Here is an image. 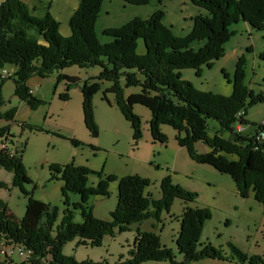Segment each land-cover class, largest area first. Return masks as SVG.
Instances as JSON below:
<instances>
[{
    "label": "trees",
    "instance_id": "16d2710c",
    "mask_svg": "<svg viewBox=\"0 0 264 264\" xmlns=\"http://www.w3.org/2000/svg\"><path fill=\"white\" fill-rule=\"evenodd\" d=\"M103 1L79 0L69 21L71 31L67 37L59 33V24L49 11V1L33 0L30 5L20 0L0 3V69L6 65L14 67L13 75L0 77V120L6 123L0 125V170L11 174L10 186L27 199L21 218L15 217L0 201V241L22 244L31 251L19 264H44L46 258L47 264H108L106 260L76 262L73 257L63 255V246L78 239L79 245L96 248L101 246L103 238H114L129 231L132 225L149 219L160 223V215L168 212L173 200L192 202L196 193L174 184L167 175L159 185L161 198L153 199L145 193L149 181L136 174L105 177L101 171L92 172L72 163L51 165L49 181L61 184L63 211L57 223L59 209L33 199L25 187L30 179L22 164L24 145L15 148L14 136L10 133L16 109L1 112L4 105L1 90L7 80L14 84L13 95L35 110L47 102L32 95L27 85L31 77L42 79L72 66L98 68L96 77L82 83L77 77L57 76L58 81L65 83L66 90L72 86L80 88L84 125L92 138L98 136L92 117L93 98L98 92L109 106L107 94L113 96V105L130 125L134 145L143 137V123L133 109L136 105L146 108L153 145H166L168 138L162 126H167L176 133L177 146L186 150L191 161L227 175L242 199L253 196L264 209V143L236 130L237 125H246L243 118L249 107L264 103V92L255 93L244 83V58L237 60L232 81L223 74L232 86L230 96L201 91L182 79L183 70H193L200 77L202 68L209 69L223 57L225 45L235 36L232 26L242 24L249 30L264 33V0H192L194 6L207 14L192 19L191 33L186 37L173 36L170 28L161 22L164 13L157 11L146 20L136 18L118 29L104 30L101 34L110 42L101 43L95 35V23ZM122 1L144 6L150 0ZM139 40L144 46L142 55L136 52ZM194 41L203 42V46L194 51L190 47ZM258 58L263 63L264 75V49ZM135 87L139 93L125 95L127 89ZM65 94L60 95L64 102L67 101ZM239 111L242 115L238 118ZM211 120L217 124L212 135ZM69 141L76 147L81 145L75 139ZM197 146L204 149L200 151ZM11 148L14 149L12 156ZM89 176H96L98 181L94 186L87 184ZM115 181V209L108 214V221L95 218L91 198L108 197L109 184ZM6 187L0 181V189ZM70 195L78 196V202L70 204ZM75 213L80 216V223L74 222ZM210 217L206 208L184 209L176 240L177 251L182 256L180 262L171 250L160 246L156 233L136 230L127 251L128 258L120 257L113 264H195L205 258L228 262L220 248L206 245L196 250L203 224ZM228 249L239 264H264L261 258L248 257L232 243Z\"/></svg>",
    "mask_w": 264,
    "mask_h": 264
},
{
    "label": "rangeland",
    "instance_id": "374dc122",
    "mask_svg": "<svg viewBox=\"0 0 264 264\" xmlns=\"http://www.w3.org/2000/svg\"><path fill=\"white\" fill-rule=\"evenodd\" d=\"M2 1L0 0V3ZM20 1L30 5L33 0ZM157 11L164 13L161 22L165 27L170 28L175 37H186L191 33L192 19L197 15L206 16L207 14L201 8L194 6L192 0H150L144 6L127 5L122 0H104L95 23V35L101 43L110 42L108 37L101 34L104 30L118 29L136 18L146 20ZM231 30L235 32V36L225 45L223 57L214 62L209 69L202 68L200 77H196L193 70H183L182 79L201 91L230 96L232 86L223 74L232 81L236 62L243 57L245 60L244 83L255 93L264 92L263 63L258 58V53L264 49V33L247 30L242 24L232 26ZM202 46L203 42L200 41H194L190 45L194 51ZM143 48V43L139 40L137 54L142 55ZM4 71L11 76L14 73V67L4 66L0 69V77ZM98 73V68L79 69L72 66L42 79L31 77L27 85L32 89L33 96L47 102L35 110L13 95L12 80H7L3 84L1 94L4 105L1 112L12 107L16 109V120L10 124V130L14 132L15 148L24 145L22 164L26 176L30 179V183L25 187L31 192V197L51 207H57L59 209L57 223H59L63 211L61 185L60 182L49 181V167L72 163L76 167H86L92 172L101 171L105 177L114 175L122 178L136 174L149 181L145 193L153 199L161 198L159 185L162 178L168 175L174 184H179L186 191L196 193V198L188 203L180 199L173 200L168 212L163 211L160 215V223L149 219L138 225H132L129 231L117 234L114 238L108 236L103 238L99 247L81 246L78 244L79 240L74 239L63 246V255L73 257L76 262L106 260L108 264H113L120 257L128 258L127 251L133 244L137 230L156 233L160 246L171 250L176 261L180 262L182 256L176 248L180 217L186 207H195L206 208L211 214V217L203 224L196 250L199 251L206 245L220 248L229 260L224 262L205 258L195 264H239L228 249L229 243L237 246L248 257H259L264 262V209L262 206L253 196L242 199L235 192L234 183L227 175L217 173L210 166L197 165L191 161L186 150L177 146L176 133L167 126H162L168 138L166 145L158 143L153 145L147 126L150 115L146 108L136 105L133 109L143 123V137L134 145L130 125L113 105V96L107 94L111 104L109 106L102 101L101 93L98 92L93 98L92 110L93 123L97 127L98 136L91 137L85 128L81 112L80 88L72 86L66 90L65 83L62 80L58 81L57 76L63 74L77 77L82 83L90 77H96ZM106 85L107 83L103 85V88ZM139 92L138 87L129 88L125 91V95ZM64 94L67 96L65 102L60 98V95ZM248 102L247 100L246 103ZM243 119L246 122V125L241 127L243 135L253 137L257 127L264 123V103L249 107ZM0 125L4 126L6 123L0 120ZM34 128L42 131H35ZM209 128L212 135L217 124L211 120ZM70 139H75L81 145L74 146L70 143ZM197 149L202 151L204 148L197 146ZM228 159L235 158L228 157ZM10 176V173L0 170V181L4 184L9 181ZM97 181L96 176H89L87 184L94 186ZM116 184V181L109 184L108 197L91 198L90 204L95 218L109 220L108 214L115 209L116 205ZM6 185V189H0V201L6 204L15 217L21 218L27 199L18 189L11 187L10 183ZM78 198V196L70 195L69 203H77ZM74 222H81L77 213L74 215ZM24 257L26 254H22L21 258L0 257V264H19ZM48 260L46 258L42 261L47 264ZM142 264L168 263L144 262Z\"/></svg>",
    "mask_w": 264,
    "mask_h": 264
},
{
    "label": "crops",
    "instance_id": "0c3cea01",
    "mask_svg": "<svg viewBox=\"0 0 264 264\" xmlns=\"http://www.w3.org/2000/svg\"><path fill=\"white\" fill-rule=\"evenodd\" d=\"M45 1H49V11H50L51 17L59 24V33L63 35L64 37L69 36L70 31H71L70 26H69V21H70L71 16H73L74 11L77 8V4L79 0H45ZM243 26L246 28L245 25ZM31 92H32V89H31ZM10 133L14 135V132H12V130H10ZM179 148H182V147H179ZM11 177L12 176H10L9 181L5 182V184L10 183Z\"/></svg>",
    "mask_w": 264,
    "mask_h": 264
},
{
    "label": "built area",
    "instance_id": "2783aa9c",
    "mask_svg": "<svg viewBox=\"0 0 264 264\" xmlns=\"http://www.w3.org/2000/svg\"><path fill=\"white\" fill-rule=\"evenodd\" d=\"M9 74L6 73L5 71L1 74L2 78L7 77ZM242 113H240V117H241ZM242 126L237 125L236 126V130L238 132L242 131ZM253 137L258 140V142H263L264 143V123L261 125V127L255 132V134L253 135ZM14 149H10L9 153L10 156H12L14 154L13 152ZM22 254H31V251L28 250V248H26L24 245L22 244H7L5 242V240L0 241V257L2 258H11L12 256H16V257H22Z\"/></svg>",
    "mask_w": 264,
    "mask_h": 264
},
{
    "label": "bare ground",
    "instance_id": "6f19581e",
    "mask_svg": "<svg viewBox=\"0 0 264 264\" xmlns=\"http://www.w3.org/2000/svg\"><path fill=\"white\" fill-rule=\"evenodd\" d=\"M241 111L237 112L236 116L239 118L240 117Z\"/></svg>",
    "mask_w": 264,
    "mask_h": 264
}]
</instances>
